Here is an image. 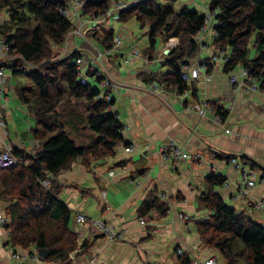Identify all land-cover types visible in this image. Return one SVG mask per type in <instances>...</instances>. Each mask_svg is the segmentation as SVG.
<instances>
[{
	"label": "crops",
	"instance_id": "obj_1",
	"mask_svg": "<svg viewBox=\"0 0 264 264\" xmlns=\"http://www.w3.org/2000/svg\"><path fill=\"white\" fill-rule=\"evenodd\" d=\"M190 2L196 0H182L180 9L189 7ZM209 2L206 0L201 7L208 10ZM102 28L94 31L101 32ZM122 30L117 35L127 37L129 34H122ZM215 34L212 27L201 34L199 55L189 62L195 66L210 58L214 63L213 70H202L193 80L198 95L191 90L182 94L175 89L166 91L161 84L157 91L152 89L154 83L148 74L169 70L162 53L165 48L177 46V37L161 39L163 50L157 46L154 58L142 52V57H135L130 63L122 62L123 54L133 47L130 42H124L120 51L107 53L98 60L94 54L98 50L88 42L86 34L68 38V50L86 54L90 64L119 83V88L110 90L112 109L124 125L125 141H129V144L120 142L114 155L95 161L90 169L76 159L59 174L64 183L60 198L72 210L70 227L78 232L80 242L91 241L89 250L81 252L78 248L72 254L70 264H186L185 257L190 264H205L211 255L223 262L217 250L203 243L195 227V220L208 215V210L200 207L199 198L206 190L205 177L211 171L227 178L216 189L225 201L264 224V89H253L255 82L242 74V66L226 72L224 61L213 59L217 52L213 42ZM63 47L54 45L53 49L56 52ZM3 64L6 61L0 56V65ZM232 76L236 77L235 82H231ZM23 84L29 81L7 66L0 99V117L5 120V125L0 126V150L10 145L34 152L38 147V141L32 136L36 118L16 92ZM205 100L228 111L221 123L214 120L211 103L206 112H199ZM226 128L230 131L226 132ZM172 143L192 157L173 160L168 155L165 158L161 148H168ZM216 153L236 155L245 169H238L226 158L216 157ZM252 162L256 165L252 166ZM251 172L255 174V185L248 186L246 179L252 177ZM155 187L169 202L170 209L164 217L145 218L147 222L142 225L137 210ZM260 201H263L262 207L256 205ZM6 208L7 203L0 200V217L6 215ZM79 212L88 216L86 222L77 221ZM101 217L122 233V237L108 239L92 221ZM179 248H184L183 255L177 253ZM0 264L53 263L39 259L34 246H13L5 223L0 220Z\"/></svg>",
	"mask_w": 264,
	"mask_h": 264
},
{
	"label": "trees",
	"instance_id": "obj_2",
	"mask_svg": "<svg viewBox=\"0 0 264 264\" xmlns=\"http://www.w3.org/2000/svg\"><path fill=\"white\" fill-rule=\"evenodd\" d=\"M175 1L137 0L118 14L123 22L136 17L143 28H149L145 51L149 58H154L159 39H179L169 53H162L169 70L148 74L152 83L181 94L191 89L196 95L197 87L182 73L199 55L202 44L196 35L208 13H214V45L229 56L224 70L231 72L242 66L248 78L264 89V0H210L207 13L186 6L177 10ZM111 3L112 0H88L81 12L98 16ZM67 5L66 0H0V37L10 46L12 62L8 66L14 74L32 82L18 86L16 92L36 118L32 136L38 141L35 152L13 147L18 162L0 171V200L7 203L5 226L13 246L47 249L45 260L55 264H70L78 248L83 252L91 246L90 240L80 242L78 232L70 227L72 210L60 198L64 185L59 174L76 159L90 169L95 161L114 155L120 142L129 144L124 125L112 109L113 98L103 97L99 83L81 82L76 68L80 51L72 50L59 57L53 49L54 45L63 46L75 27L64 12ZM104 30V34L92 35L111 47L114 30ZM250 44L256 49L253 58H249ZM202 62L208 72L213 70L210 58ZM95 74L88 71L99 82L100 76ZM211 105L222 119L227 117L224 107ZM215 156L228 161L237 157L221 153ZM50 173L54 178L48 177ZM44 179L50 180L48 187L43 185ZM205 181L207 187L199 205L208 210V215L195 220L203 243L217 250L224 264H264V224L225 201L216 190L227 181L223 174L211 171ZM169 209V202L155 187L137 213L144 219L164 217ZM184 262L190 264L189 258L185 257Z\"/></svg>",
	"mask_w": 264,
	"mask_h": 264
},
{
	"label": "built area",
	"instance_id": "obj_3",
	"mask_svg": "<svg viewBox=\"0 0 264 264\" xmlns=\"http://www.w3.org/2000/svg\"><path fill=\"white\" fill-rule=\"evenodd\" d=\"M86 1H88V0H73L70 3L71 6L67 2L68 5L64 10L65 14L70 16L74 21H80V23L77 26H75L74 29L72 30V34L85 35L87 33H90L92 31L96 30L97 28H99L102 23H106L107 25H109L110 21L113 17H115V18L118 17L120 10L127 7L130 3L136 2L137 0H112L111 6L109 7V9H107L106 12H104L98 16H85V15H83V13L81 12V9L85 5ZM91 1H96V0H91ZM85 19L87 22L84 21ZM91 20L95 21V26H93L92 28H89L88 23ZM213 20H214V13H208L205 24L203 25L201 31L196 35V38L199 41H201V34L206 32L209 29V27H211ZM84 24H85V26L82 28V26ZM67 41H68V39L65 42V47H67V45H68ZM123 43L124 42H123L122 35H115L114 39H113V44L111 47H107L106 45H104L105 46L104 51L98 50V52H94L96 59L101 60L104 56H106L107 53H111V52L114 53V51L115 52L120 51L121 47L123 46ZM9 51H10L9 44L5 41L4 38L0 37V56L6 61V64L0 65V99H1L3 92H4V82H5V77H6V69H7L8 64H10L12 62ZM80 53L81 54L78 55L76 58V68L79 72L81 82L82 83H90V82L92 83L93 81H95L94 83H96V84L99 83V85L102 89L103 97H105V99H107V100H111L113 98V96L110 93V90L115 89V88H119V83L116 80H114L104 70L95 67L92 63L90 64L86 54L82 53L81 51H80ZM122 57H123V62L130 63V62L134 61L135 57H142V51H140L136 46H134V47H132L131 50L127 51V53H124ZM219 58H221L225 62L229 59V56H228L226 51L219 50V52L217 51L216 54L213 55V59H219ZM91 69L96 71V74H95L96 76H100L99 82L96 81L95 77H91L90 75H88V71H91ZM202 70L208 72L207 66L205 65L204 62H200L199 64H197L195 66L187 64L184 67L182 76L186 81L191 82L200 76V73L202 72ZM242 74L249 77V74H248L246 68L242 69ZM236 80H237L236 77L232 76L231 82H235ZM258 88H259L258 83L255 82L253 89L257 90ZM152 89L154 91L158 90L157 83H154L152 85ZM187 91H190V90H187ZM196 95H198V92H196ZM207 109H209V102L205 100L203 102V106L201 108H199L198 110L200 113H204V112H206ZM213 113H215L214 114V120L215 121L221 123L224 120L215 111H213ZM4 125H5V120L3 119V117H0V126H4ZM228 131H230V129L226 128V132H228ZM161 150L163 151L164 155L166 156L165 158H168L167 156L169 155V158H171L173 160H181V159L185 160V159L192 157V155L190 153L183 150L179 146L175 145V143H172L170 145V147H168V148L162 147ZM17 162H18V158L16 157V155L13 152V146L7 145L0 150V171L13 166ZM231 162L234 163L238 169H241L243 167L242 163H240V161L237 157H233L231 159ZM244 169L245 168L243 167V170ZM244 172L246 173V171H244ZM251 175H252L251 178H249L247 176L248 179H246L248 186L255 185V178H254L255 174L251 172ZM42 183L44 186L48 187L50 185V180L44 179L42 181ZM244 192H247V189H244ZM262 202L263 201L257 202L256 205L258 207H262L263 206ZM106 209L109 210L110 206L107 205ZM76 219L78 222L83 223V222H86L88 220V216L83 212H79ZM181 219H185V216L181 215ZM0 220L5 223L8 220V217L6 215L1 216ZM92 221L99 227L100 231L108 239L113 240V239H119L120 237H122V233L117 231L116 228L114 226H112L110 223H108L103 217L98 218V219H93ZM139 222H140V224L145 225L147 221L144 218H140ZM158 231H160V229ZM7 232L9 233L8 229H7ZM177 253L179 255H183L185 253L184 248H179ZM15 256L19 257V255L17 253H15ZM52 263L55 264L54 262H52ZM204 263L205 264H224L222 261L217 259L214 255H211L210 257L205 259Z\"/></svg>",
	"mask_w": 264,
	"mask_h": 264
},
{
	"label": "rangeland",
	"instance_id": "obj_4",
	"mask_svg": "<svg viewBox=\"0 0 264 264\" xmlns=\"http://www.w3.org/2000/svg\"><path fill=\"white\" fill-rule=\"evenodd\" d=\"M68 1H70V3H71L73 0L72 1L68 0ZM162 1L163 2H166V1L172 2V0H162ZM175 2H176L175 3V7L177 9H180V3L182 5V0H180L178 2L175 1ZM205 2H206V0H196V2L188 3V6H189V8H198L200 11H203V12L207 13L206 7H204V9L201 7L202 5L205 4ZM84 21H86V19ZM76 22H78V24L80 23V21H76ZM88 24H89V28H92L93 26H95V21L91 20ZM109 25H111V27L113 28L115 35L119 34L118 32H120V30L123 28V30H122L123 33L122 34H125V33L129 34L127 37L124 35L125 39L122 36L123 37V42H125V43L126 42H130L131 46L134 47V45H135L140 51H142L145 54L147 43H148V31H149V28L148 27H146V28L144 27L143 28L141 26L139 20L136 17H133V18L129 19L127 22H123V21L119 20L117 17L116 18L113 17L111 19ZM109 25H108V27H109ZM84 26L85 25H83L82 28ZM101 26L105 28L107 26V24L106 23H102ZM104 28H102L103 31H101V32L100 31H93V32H96L97 34L98 33L99 34H104ZM93 32H90L89 34L85 35L87 38H89V40L87 39L88 42L92 43L93 44L92 46H94L97 50L104 51L105 50V46H104L103 42L99 38L93 36L92 35ZM72 35L73 34H72V31H71L69 33V35H68V38L71 37ZM90 35H92V36H90ZM90 37H91V39H90ZM161 42H163V41L161 39H159L158 47H159V49L163 50V48H162L163 44H161ZM178 42H179V40H178ZM63 46H64L63 48H61V49L59 48V50H57L55 52L58 56L60 55L59 57L65 56L68 52H70V50H68L67 47H65V44ZM249 49H250L249 50V58H253L255 56V53H256V49L253 46V44H250ZM217 51L219 52V50H217ZM112 55L113 54H110L108 56L112 57ZM155 56H157V53H156ZM202 56L205 57V52L202 53ZM114 57L116 58V56H113V59H114ZM122 62H123V60H122ZM91 71L92 72H96L95 70H92V69H91ZM28 81H29L30 84L32 83L31 80L28 79Z\"/></svg>",
	"mask_w": 264,
	"mask_h": 264
},
{
	"label": "water",
	"instance_id": "obj_5",
	"mask_svg": "<svg viewBox=\"0 0 264 264\" xmlns=\"http://www.w3.org/2000/svg\"><path fill=\"white\" fill-rule=\"evenodd\" d=\"M170 50H171L170 48H165V49H164V53L167 54V53L170 52ZM48 177H49V178H54V175H53L52 173H50V174L48 175ZM59 179H60V178H59ZM60 182L64 185L62 179H60ZM38 255H39V259H41V260H45L46 256L48 255V251H47V249H44V248H40V249H38ZM57 264H61V263H57Z\"/></svg>",
	"mask_w": 264,
	"mask_h": 264
}]
</instances>
